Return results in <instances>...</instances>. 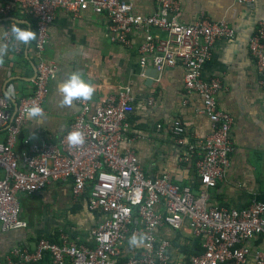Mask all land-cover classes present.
I'll return each instance as SVG.
<instances>
[{
    "label": "built area",
    "instance_id": "2783aa9c",
    "mask_svg": "<svg viewBox=\"0 0 264 264\" xmlns=\"http://www.w3.org/2000/svg\"><path fill=\"white\" fill-rule=\"evenodd\" d=\"M251 5L254 0H238ZM178 0H157L152 14L139 13L126 0H0V16L20 13L35 21L34 50L37 57L34 91L16 109L0 97V223L4 231L26 226L20 217V193L34 194L54 182H71L73 198L88 196L91 212L100 214L92 230L93 246L77 244L66 234L58 241L43 237L31 250L14 247L0 264H37L48 256L52 264H174L173 243L159 237L163 228L180 232L189 227L203 249L192 254L191 264H264V201L253 199L244 208L211 204L210 191L227 177L232 166L234 117L219 107L218 80L205 82L203 68L216 43L232 39L236 32L226 21H212L202 15L192 24L183 23ZM105 15L111 21L114 41L131 45L137 29L145 31L138 54L140 67L152 65L157 72L181 66L184 88L203 103L199 112L208 118L211 131L200 144L187 141L186 129L175 122L176 142L184 145L183 162L194 163L197 185H179L169 173L146 175L135 149L126 136L128 115L134 109L130 86L96 107L77 99L80 112L57 141L22 138L28 120L26 108L39 105L46 112L49 84L56 65L44 58L50 29L58 12L81 17L86 12ZM152 29L164 33L153 35ZM9 29L6 41L11 43ZM250 53L264 88V20L250 39ZM82 132L84 141L70 145L66 135ZM184 136V137H183ZM127 143V145H125ZM21 146L22 149H21ZM138 242L128 255L130 237Z\"/></svg>",
    "mask_w": 264,
    "mask_h": 264
},
{
    "label": "crops",
    "instance_id": "0c3cea01",
    "mask_svg": "<svg viewBox=\"0 0 264 264\" xmlns=\"http://www.w3.org/2000/svg\"><path fill=\"white\" fill-rule=\"evenodd\" d=\"M126 1L146 15L157 9V0ZM178 1L183 23L192 24L205 15L212 21L228 22L236 32L234 38L216 43L211 59L203 68L205 82L216 79L221 84L217 95L219 107L235 119L232 166L225 180L210 191V202L244 208L253 199L264 201V88L250 53V39L259 21L264 20V0H254L251 5L238 0ZM17 21L26 22L20 26L30 27L35 33V21L30 17L18 12L0 16V45L7 46L0 54V97L7 99L14 109L33 93L37 63L34 39L28 43L14 37L11 43L6 41L9 26ZM151 33L164 36L157 29ZM144 34L143 29H137L131 35V45H122L114 41L111 21L105 15L86 11L81 17H73L58 12L44 55L56 65L57 74L49 84L43 118L29 117L23 134L35 140L60 138L81 106L76 102L78 98L71 106L62 104L58 84L69 73L79 71L94 88L87 99L92 107L117 95L124 86L132 88L134 109L127 117L126 136L132 139L129 143L147 176L166 172L179 185H197L194 163L181 160L186 147L176 142L173 127L175 122L182 123L185 139L200 144L211 131L210 121L199 113L203 108L200 98L185 90L183 67L162 72L152 65L144 70L140 67L138 49ZM5 138L6 131L0 129V142ZM19 198L20 217L26 226L4 231L0 223V258L10 255L14 247L32 250L39 239L59 238L61 234L77 244L94 245L92 230L100 221V214L88 209L87 195L73 198L71 182H54L31 195L20 193ZM68 219L74 223L73 227L68 225ZM159 237L172 241L174 264H191L193 250L203 251L189 227L180 232L163 228ZM259 246H264L262 239L254 243L255 248ZM133 248L129 243L125 255ZM37 264H52V261L46 256Z\"/></svg>",
    "mask_w": 264,
    "mask_h": 264
},
{
    "label": "clouds",
    "instance_id": "9594fccd",
    "mask_svg": "<svg viewBox=\"0 0 264 264\" xmlns=\"http://www.w3.org/2000/svg\"><path fill=\"white\" fill-rule=\"evenodd\" d=\"M22 23L26 22L17 21L16 23L11 24L9 27L15 40L21 43H28L30 40L34 39L35 33L30 27H21L20 25ZM6 48V45H0V54H2ZM58 91L61 94L62 104L71 106L74 99H89L94 92V88L79 71H73L68 74L66 79L58 84ZM26 114L30 118H43L42 109L39 105L27 107ZM66 139L67 142L73 146L82 144L84 141L83 134L79 130L69 131L66 135ZM137 242L138 238L135 235L130 237V244H136Z\"/></svg>",
    "mask_w": 264,
    "mask_h": 264
},
{
    "label": "rangeland",
    "instance_id": "374dc122",
    "mask_svg": "<svg viewBox=\"0 0 264 264\" xmlns=\"http://www.w3.org/2000/svg\"><path fill=\"white\" fill-rule=\"evenodd\" d=\"M71 199H72V198H71ZM72 201H73V200H72ZM26 211H27V208L24 209V212H26ZM67 221H68L67 223H68V225H69L70 227H73V226H74V223L72 222L71 219H68Z\"/></svg>",
    "mask_w": 264,
    "mask_h": 264
},
{
    "label": "trees",
    "instance_id": "16d2710c",
    "mask_svg": "<svg viewBox=\"0 0 264 264\" xmlns=\"http://www.w3.org/2000/svg\"><path fill=\"white\" fill-rule=\"evenodd\" d=\"M24 137V134L22 135V138ZM23 146H21L22 149ZM54 241H58V238H52ZM193 254H196V252L193 250Z\"/></svg>",
    "mask_w": 264,
    "mask_h": 264
}]
</instances>
